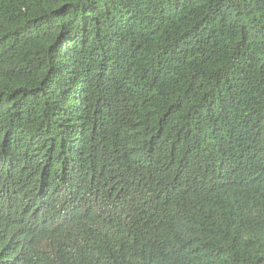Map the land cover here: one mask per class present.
I'll list each match as a JSON object with an SVG mask.
<instances>
[{
	"label": "trees",
	"instance_id": "1",
	"mask_svg": "<svg viewBox=\"0 0 264 264\" xmlns=\"http://www.w3.org/2000/svg\"><path fill=\"white\" fill-rule=\"evenodd\" d=\"M0 264H264V0H0Z\"/></svg>",
	"mask_w": 264,
	"mask_h": 264
}]
</instances>
